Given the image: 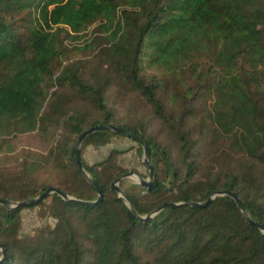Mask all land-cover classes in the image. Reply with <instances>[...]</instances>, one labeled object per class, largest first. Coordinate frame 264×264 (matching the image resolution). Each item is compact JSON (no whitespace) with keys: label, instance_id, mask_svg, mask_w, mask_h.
Listing matches in <instances>:
<instances>
[{"label":"trees","instance_id":"16d2710c","mask_svg":"<svg viewBox=\"0 0 264 264\" xmlns=\"http://www.w3.org/2000/svg\"><path fill=\"white\" fill-rule=\"evenodd\" d=\"M100 124L149 146L153 188L119 184L139 216L228 190L264 227V0H0V146L35 134L45 149L0 168V199L53 187L96 201L74 149ZM122 137L81 145L102 201L0 205V264H264V234L227 196L136 219L111 187L128 173L121 151L82 157ZM35 208L52 223L21 235V211Z\"/></svg>","mask_w":264,"mask_h":264},{"label":"water","instance_id":"95a60500","mask_svg":"<svg viewBox=\"0 0 264 264\" xmlns=\"http://www.w3.org/2000/svg\"><path fill=\"white\" fill-rule=\"evenodd\" d=\"M99 131H111L114 132L118 135H121L123 137L129 138L132 141H134L135 143H137L141 150H142V163L145 165V167L148 170V174H147V178L144 179L139 173H137L136 171H129L128 173L119 176L112 184L111 187L112 189L116 192L117 196L119 198H121L125 205L131 210V212L133 213V215L136 217V219H138L140 222L146 221L150 218H152L154 215H156L157 213H159L161 210L165 209V208H177V207H182V206H190V207H195V208H202V207H206L208 204H210L212 201H214L215 199H217L218 197L221 196H227L229 198H231L234 203L237 206V209L240 211L242 217L253 227L257 228L261 233L264 234V227H262L260 224H258L255 221H252L249 219L245 207L242 203V201L240 200V198L235 194L232 193L228 190L226 191H222V192H215L212 195H210L207 200L203 203H196V202H181V203H166L164 202L161 206H159L157 209H155L153 212L141 217L139 216L136 211L134 210L130 199L123 193V191L121 190L119 184L123 179H129L131 177H134L136 179V181L134 182L135 185L140 186L142 188H145L147 190H151L153 188V180H154V173H153V167L151 164V155H150V150H149V146L146 143V141L144 139H142V137H140L139 135L132 133L126 129L120 128V127H116L113 126L111 124H100V125H95L93 127H90L89 129L83 131L77 138L76 143H75V164L76 167L78 169V171L80 172V174L87 180V182L93 187V189L96 191L97 193V200L94 202H87V201H81V200H77L75 198H72L64 193H62L61 191L50 187L48 189H46L41 195H39L38 197L34 198V199H30V200H26V201H21V202H13V201H9V200H5V199H0V205L8 207L9 209H15V208H19V207H23V206H27L30 204H33L37 201L42 200L43 198L52 195V194H56L58 195L61 199H63L64 201H69V202H74L77 204H81V205H87V206H91L94 205L100 201L103 200V195H102V190L101 187L97 184V182L92 179L83 169L82 164H81V145L82 142L85 138H87L88 136L99 132ZM0 251L2 253V256L4 257L5 255V250L3 245H0Z\"/></svg>","mask_w":264,"mask_h":264},{"label":"rangeland","instance_id":"374dc122","mask_svg":"<svg viewBox=\"0 0 264 264\" xmlns=\"http://www.w3.org/2000/svg\"><path fill=\"white\" fill-rule=\"evenodd\" d=\"M90 29L86 32L85 40L89 37L91 33ZM84 39L72 41L73 46H83ZM78 53V52H77ZM122 113V109L119 110ZM13 149L6 148L7 144L0 146V168H12L14 167L20 158L22 151H38L43 152L45 149L37 136L35 134H29L25 136L18 137L14 140L10 139L9 143ZM112 150L121 151L118 155V163L124 169L129 171H136L144 179L147 178L148 170L142 163L141 154L137 153V144L129 138H113L109 144L103 147H92L88 146L82 152V157L87 164H93L104 159ZM124 187L128 188L130 185L134 184L136 179L131 177L125 179ZM121 183V182H120ZM46 223H52V220L41 219L38 216V210L35 209H23L21 211V235H31L33 232Z\"/></svg>","mask_w":264,"mask_h":264}]
</instances>
